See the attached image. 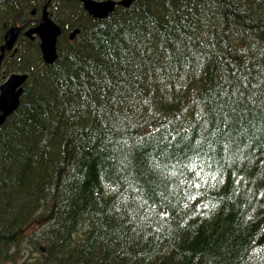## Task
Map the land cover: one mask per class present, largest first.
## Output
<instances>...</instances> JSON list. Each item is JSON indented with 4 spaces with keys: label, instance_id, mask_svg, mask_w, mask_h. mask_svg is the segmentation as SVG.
<instances>
[{
    "label": "trees",
    "instance_id": "1",
    "mask_svg": "<svg viewBox=\"0 0 264 264\" xmlns=\"http://www.w3.org/2000/svg\"><path fill=\"white\" fill-rule=\"evenodd\" d=\"M45 5L56 60L20 37L0 69L29 75L0 125V261L264 264V0H134L103 19L0 0V46Z\"/></svg>",
    "mask_w": 264,
    "mask_h": 264
},
{
    "label": "water",
    "instance_id": "2",
    "mask_svg": "<svg viewBox=\"0 0 264 264\" xmlns=\"http://www.w3.org/2000/svg\"><path fill=\"white\" fill-rule=\"evenodd\" d=\"M83 4V8L95 19H103L109 13L113 12L116 5L127 7L132 0H77ZM22 27L11 26L4 34V44L0 47V66L5 50L10 51L21 31ZM79 32L74 29L69 33V39L72 40ZM61 33L60 26L48 15L46 7L36 27L24 31V35L30 39L34 34L39 37L40 51L45 63L51 64L55 61L56 41ZM3 82L0 84V125L17 108L19 97L24 83L28 80L27 73H12L7 77L3 76Z\"/></svg>",
    "mask_w": 264,
    "mask_h": 264
},
{
    "label": "bare ground",
    "instance_id": "3",
    "mask_svg": "<svg viewBox=\"0 0 264 264\" xmlns=\"http://www.w3.org/2000/svg\"><path fill=\"white\" fill-rule=\"evenodd\" d=\"M239 1H240V0H239ZM132 2H133V0H132ZM132 2H131V3H132ZM131 3H130L128 6H130ZM221 4H223V3H221ZM128 6H127V7H128ZM252 6H253V5H252ZM127 7H126V8H127ZM253 8H254V7H253ZM260 11H261V10H260ZM257 12H258V11H257ZM260 16H261V15H260ZM202 17H204V16H202ZM196 19H197V18H196ZM13 20H14V19H13ZM247 21H248V20H247ZM249 21H250V20H249ZM252 21H253V20H252ZM263 21H264V20H263ZM196 23H197V21H196ZM204 24H205V23H204ZM252 24H253V23H252ZM200 26H201V25H200ZM235 26H236V25H235ZM235 26H234V27H235ZM237 26H238V25H237ZM237 26H236V27H237ZM234 27H232V26L230 27V34L236 36L237 31H236V29H235ZM196 28H197V27H196ZM207 28H208V27H207ZM239 28H240V27H239ZM6 29H7V28H6ZM202 30H203V29H202ZM238 30H239V29H238ZM199 33H200V32H199ZM202 35H203V34H202ZM237 35H238V34H237ZM237 37H238V36H237ZM261 37H262V36H259L260 41H261ZM206 38H207V37H206ZM232 38H233V37H232ZM238 38H239V37H238ZM251 38H252V37H251ZM251 38H250V39H251ZM254 39H255V38H254ZM259 39L256 38L255 40L257 41V40H259ZM202 40H203V39H202ZM250 41H251V40H250ZM196 42H197V41H196ZM252 42H253V41H252ZM262 42H264V41H262ZM205 43H206V42H205ZM207 43H208V41H207ZM207 43H206V44H207ZM232 43H236V42H235L234 40H232ZM258 43H259V42H258ZM263 44H264V43H263ZM261 46H262V45H261ZM255 47H257V46H255ZM263 51H264V49H263ZM42 60H43V59H42ZM43 62H44V61H43ZM44 63H45V62H44ZM46 64H47V63H46ZM145 74H146V73H145ZM146 78H147V77H146ZM150 79H151V78H150ZM155 79H156V78H155ZM220 79H222V78H220ZM44 81H45V80H44ZM260 82H261V81H260ZM38 83H39V82H38ZM42 84H43V83H42ZM39 89H40V88H39ZM39 89H38V90H39ZM44 91H45V90H44ZM41 93H42V91H41ZM65 97H66V96H65ZM60 100H61V99H60ZM59 103H60V102H59ZM53 104H54V103H53ZM61 104H62V103H61ZM57 105H58V104H57ZM68 105H69V104H68ZM54 107H55V106H54ZM63 107H64V106H63ZM124 108H125V107H124ZM62 109H63V108H62ZM69 110H70V109H69ZM121 110H122V109H121ZM125 110H126V109H125ZM51 111H52V110H51ZM133 111H134V110H133ZM65 112H66V111H65ZM134 112H135V111H134ZM128 114H129V113H128ZM62 115H63V114H62ZM118 116H119V115H118ZM138 116H139V115H138ZM141 116H142V115H141ZM141 116H140V117H141ZM61 117H63V116H61ZM130 117H131V116H130ZM143 117H144V116H143ZM76 118H77V117H76ZM131 118H132V117H131ZM133 118H134V117H133ZM46 119H47V118H46ZM61 119H62V118H61ZM77 119H78V118H77ZM126 119H127V118H126ZM18 120H19V119H18ZM53 120H54V119H53ZM58 120H59V119H58ZM63 120H64V119H63ZM63 120H62V122H63ZM142 120H145V119L142 118ZM142 120H141V121H142ZM132 121H133V120H132ZM54 122H55V121H54ZM71 123H72V122H71ZM75 123H76V122H75ZM19 124H20V123H19ZM55 124H56V123H55ZM17 125H18V124H17ZM147 125H148V124H147ZM226 125H227V124H226ZM229 125H230V124H229ZM52 126H54V125H52ZM133 126H135V125H133ZM162 126H163V125H162ZM19 127H20V126H19ZM59 127H60V126H59ZM143 127H144V126H143ZM222 127H223V126H222ZM222 127H221V128H222ZM11 128H12V127H11ZM56 128H57V127H56ZM60 128H61V127H60ZM131 128H132V127H131ZM146 128H147V127H146ZM164 128H165V126H164ZM16 129H17V128H16ZM46 130H47V129H46ZM146 130H147V129H146ZM11 131H12V130H11ZM51 131H52V130H51ZM6 132H7V131H6ZM49 132H50V131H49ZM52 132H53V131H52ZM58 132H59V131H58ZM65 132H66V131H65ZM163 132H164V131H163ZM63 133H64V132H63ZM68 133H69V132H68ZM71 133H72V132H71ZM146 133H147V132H146ZM61 134H62V133H61ZM52 135H53V134H52ZM66 135H67V134H66ZM163 135H164V134H163ZM56 136H57V135H56ZM56 136H55V137H56ZM164 136H165V135H164ZM52 137H53V136H52ZM67 137H68V136H67ZM61 138H62V137H61ZM142 138H143V137H142ZM54 139H55V138H54ZM63 140H64V139H63ZM134 140H135V139H134ZM129 141H130V140H129ZM53 142H54V141H53ZM133 143H134V142H133ZM133 143H132V144H133ZM50 144H51V143H50ZM137 144H138V143H137ZM50 146H51V145H50ZM57 147H58V146H57ZM46 149H47V148H46ZM230 153H231V152H230ZM230 155H231V154H230ZM55 157H56V156H55ZM48 161H49V160H48ZM55 161H56V160H55ZM57 161H58V160H57ZM47 166H48V165H47ZM54 168H55V167H54ZM43 173H44V172H43ZM46 173H47V172H46ZM233 175H234V174H233ZM40 176H41V175H40ZM40 176H39V177H40ZM45 176H47V175H45ZM29 179H30V178H29ZM31 180H32V179H31ZM45 180H46V179H45ZM48 180H49V179H48ZM33 181H34V180H33ZM43 181H44V180H43ZM58 181H59V180H58ZM27 183H28V182H27ZM50 183H51V182H50ZM81 183H82V182H81ZM35 184H36V183H35ZM29 185H30V184H29ZM60 185H61V184H60ZM79 185H80V184H79ZM48 186H49V185H48ZM27 188H28V187H27ZM30 189H31V188H30ZM44 189H45V188H44ZM44 189H43V190H44ZM60 189H62V188H60ZM28 190H29V189H28ZM45 190H46V189H45ZM49 190H50V189H49ZM52 190H53V189H52ZM83 190H84V189H83ZM37 191H38V190H37ZM40 191H42V190H40ZM54 191H55V190H54ZM27 193H28V192H27ZM31 193H32V192H31ZM31 193H30V194H31ZM81 193H82V192H81ZM37 194H38V193H37ZM29 197H30V196H29ZM35 197H36V196H35ZM52 197H53V196H52ZM31 200H32V199H31ZM50 200H51V199H50ZM60 200H61V199H60ZM36 201H37V200H36ZM56 201H57V200H56ZM46 202H47V201H46ZM34 203H35V202H34ZM25 204H26V203H25ZM48 211H49V210H48ZM118 211H119V210H118ZM96 212H97V211H96ZM104 213H105V212H104ZM104 213H103V214H104ZM98 215H99V214H98ZM96 216H97V215H96ZM97 217H98V216H97ZM101 217H102V216H101ZM105 217H106V216H105ZM21 219H22V218H21ZM97 220H98V219H96V221H97ZM99 220H100V219H99ZM102 221H104V220H102ZM96 225H97V224H96ZM94 227H95V226H94ZM92 228H93V227H92ZM92 230H93V229H92ZM99 231H100V230H99ZM100 233H101V232H100ZM97 237H98V235H97ZM42 239H43V238H42ZM23 243H24V242H23ZM24 244H25V243H24ZM26 244H27V242H26ZM27 247H28V245H27ZM45 248H46V246H45ZM5 250H6V249H5ZM34 252H35V251H34ZM35 253H36V252H35ZM2 254H4V253H2ZM0 255H1V253H0ZM34 256H35V255H34ZM37 256H38V255H37ZM4 257H9V256H4ZM1 258H3V257H1ZM1 258H0V259H1ZM5 259H6V258H5ZM8 259H9V258H8ZM1 260H2V259H1ZM3 260H4V259H3ZM0 262H1V261H0ZM3 262H4V261H2L1 263L3 264ZM32 262H33V261H32ZM13 264H14V263H13Z\"/></svg>",
    "mask_w": 264,
    "mask_h": 264
},
{
    "label": "rangeland",
    "instance_id": "4",
    "mask_svg": "<svg viewBox=\"0 0 264 264\" xmlns=\"http://www.w3.org/2000/svg\"><path fill=\"white\" fill-rule=\"evenodd\" d=\"M7 52V50H5V52L4 53H6ZM10 264V263H9Z\"/></svg>",
    "mask_w": 264,
    "mask_h": 264
},
{
    "label": "flooded vegetation",
    "instance_id": "5",
    "mask_svg": "<svg viewBox=\"0 0 264 264\" xmlns=\"http://www.w3.org/2000/svg\"><path fill=\"white\" fill-rule=\"evenodd\" d=\"M134 1V0H133Z\"/></svg>",
    "mask_w": 264,
    "mask_h": 264
}]
</instances>
